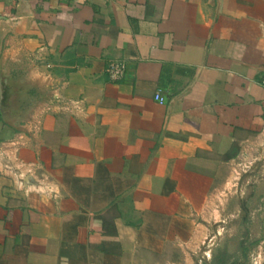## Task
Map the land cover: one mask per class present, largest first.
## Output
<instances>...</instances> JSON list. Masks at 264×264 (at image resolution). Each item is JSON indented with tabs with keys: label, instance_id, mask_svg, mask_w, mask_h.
<instances>
[{
	"label": "crops",
	"instance_id": "obj_1",
	"mask_svg": "<svg viewBox=\"0 0 264 264\" xmlns=\"http://www.w3.org/2000/svg\"><path fill=\"white\" fill-rule=\"evenodd\" d=\"M1 76L0 264H202L263 177L264 0H0Z\"/></svg>",
	"mask_w": 264,
	"mask_h": 264
},
{
	"label": "rangeland",
	"instance_id": "obj_2",
	"mask_svg": "<svg viewBox=\"0 0 264 264\" xmlns=\"http://www.w3.org/2000/svg\"><path fill=\"white\" fill-rule=\"evenodd\" d=\"M262 165L264 166V159ZM251 171L253 169L244 175L246 178H241L236 193H234L236 189L234 188L232 189L233 194H228V197H233L232 200L227 196L217 200L216 216L213 222H210L208 237L203 249L207 251L208 257L202 264H210L214 258L219 256H224L227 264L235 262L251 264L256 237L255 228L260 224L261 219L255 218L256 216L252 214L262 203L263 206L260 208H264V202L251 199L253 192L264 193V185L260 189L257 188L258 184L264 181V172L263 177L260 178L257 174L259 168L257 171Z\"/></svg>",
	"mask_w": 264,
	"mask_h": 264
},
{
	"label": "water",
	"instance_id": "obj_3",
	"mask_svg": "<svg viewBox=\"0 0 264 264\" xmlns=\"http://www.w3.org/2000/svg\"><path fill=\"white\" fill-rule=\"evenodd\" d=\"M18 96V89L15 83L10 82L5 77H0V113L2 118L9 114L15 107ZM25 184H30L29 177L24 179Z\"/></svg>",
	"mask_w": 264,
	"mask_h": 264
},
{
	"label": "built area",
	"instance_id": "obj_4",
	"mask_svg": "<svg viewBox=\"0 0 264 264\" xmlns=\"http://www.w3.org/2000/svg\"><path fill=\"white\" fill-rule=\"evenodd\" d=\"M125 71H126L125 65L119 61L109 62L105 69L108 79L112 82H117L122 80L123 77L125 76ZM263 84H264V80H263ZM54 98L57 99L56 96H54ZM154 100L157 101L159 104L164 103V99L161 97L159 91H157L154 94ZM251 264H260V261L256 257H254L252 258Z\"/></svg>",
	"mask_w": 264,
	"mask_h": 264
},
{
	"label": "trees",
	"instance_id": "obj_5",
	"mask_svg": "<svg viewBox=\"0 0 264 264\" xmlns=\"http://www.w3.org/2000/svg\"><path fill=\"white\" fill-rule=\"evenodd\" d=\"M226 258L224 256H219L217 258H214L211 264H227ZM231 264H239L237 262L231 263Z\"/></svg>",
	"mask_w": 264,
	"mask_h": 264
}]
</instances>
